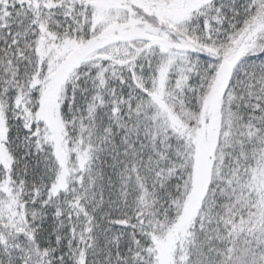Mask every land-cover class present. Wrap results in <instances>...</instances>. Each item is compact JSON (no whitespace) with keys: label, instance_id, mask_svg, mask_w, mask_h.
I'll return each instance as SVG.
<instances>
[{"label":"snow or ice","instance_id":"snow-or-ice-1","mask_svg":"<svg viewBox=\"0 0 264 264\" xmlns=\"http://www.w3.org/2000/svg\"><path fill=\"white\" fill-rule=\"evenodd\" d=\"M0 264H264V0H0Z\"/></svg>","mask_w":264,"mask_h":264}]
</instances>
